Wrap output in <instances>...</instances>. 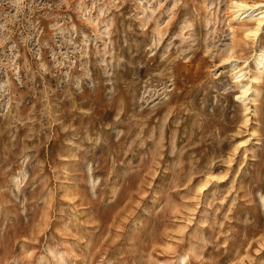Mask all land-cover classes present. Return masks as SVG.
<instances>
[{"label":"rangeland","instance_id":"1","mask_svg":"<svg viewBox=\"0 0 264 264\" xmlns=\"http://www.w3.org/2000/svg\"><path fill=\"white\" fill-rule=\"evenodd\" d=\"M238 3L0 0V264H264Z\"/></svg>","mask_w":264,"mask_h":264},{"label":"bare ground","instance_id":"2","mask_svg":"<svg viewBox=\"0 0 264 264\" xmlns=\"http://www.w3.org/2000/svg\"><path fill=\"white\" fill-rule=\"evenodd\" d=\"M237 7H238V12L240 13V15H243V14L245 15L246 13L251 11L249 16L251 18H256V20L258 22L257 26L254 29H249L247 31V36H250V37L253 36L254 39H255L260 34L259 32L263 28V25H264V12L262 11V12L256 13L257 9H253L251 6H249L248 4H244V3H238ZM245 17H247V16H245ZM258 65H259L260 68L262 66L264 67V54L260 55L259 60H258ZM242 76H244V75L240 74L239 77H242ZM252 78H253V80L257 79L256 77H252ZM252 87L253 86L251 84H247V85H244L242 87L243 88V94H244V97H243L244 101L248 100V95L251 93L250 91H251Z\"/></svg>","mask_w":264,"mask_h":264}]
</instances>
